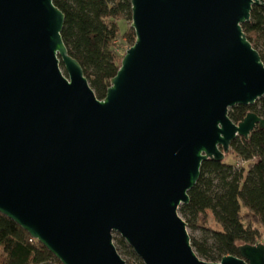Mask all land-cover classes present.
Returning a JSON list of instances; mask_svg holds the SVG:
<instances>
[{
	"label": "water",
	"instance_id": "obj_1",
	"mask_svg": "<svg viewBox=\"0 0 264 264\" xmlns=\"http://www.w3.org/2000/svg\"><path fill=\"white\" fill-rule=\"evenodd\" d=\"M136 39L99 99L54 0H0V212L63 264H264V243L209 262L180 215L206 160L264 128V61L243 24L264 0H131Z\"/></svg>",
	"mask_w": 264,
	"mask_h": 264
},
{
	"label": "trees",
	"instance_id": "obj_2",
	"mask_svg": "<svg viewBox=\"0 0 264 264\" xmlns=\"http://www.w3.org/2000/svg\"><path fill=\"white\" fill-rule=\"evenodd\" d=\"M54 2L65 14L62 36L70 54L83 67L97 97L105 98L124 57L114 43L120 33L119 21L132 20L131 0ZM243 29L264 61V5L253 6L251 19L243 24ZM126 36L134 44L133 28ZM251 111L264 118V96L254 105L231 108L229 115L239 123ZM231 149L230 154L247 164L239 166L227 158L204 161L198 183L189 192V203L179 208L188 227L202 231L200 237L191 236L192 244L199 256L209 262L238 255L239 244H257L264 238V128H255L249 138L238 137ZM208 216L216 225H208ZM200 221L204 222L201 226ZM114 240L127 264H144L124 238L116 233ZM0 264L63 263L27 230L0 212Z\"/></svg>",
	"mask_w": 264,
	"mask_h": 264
},
{
	"label": "rangeland",
	"instance_id": "obj_3",
	"mask_svg": "<svg viewBox=\"0 0 264 264\" xmlns=\"http://www.w3.org/2000/svg\"><path fill=\"white\" fill-rule=\"evenodd\" d=\"M131 22H132V20H127L126 21L124 19H121L119 21L120 33H119L118 39L114 43V47L118 48L120 55H125L127 49L131 45H133L131 43V41L128 39V37L126 36V33H129L131 31V29H132L131 28ZM263 43H264V41H263ZM231 151H232V149H231ZM226 158H227V161L236 162L239 166L247 164L245 162H242V160L239 157H236V155L233 154L232 152ZM208 217H207L208 225H212V226L216 225L214 220H212V217L211 216H208ZM199 224L201 226L202 224H204V222L200 221ZM188 230H189L190 235L193 236V237H200L201 234H202V231L199 228L198 229H192V228L188 227ZM261 230L263 231V229H261ZM263 234H264V231H263ZM263 240H264V238L261 240L262 243H263Z\"/></svg>",
	"mask_w": 264,
	"mask_h": 264
}]
</instances>
